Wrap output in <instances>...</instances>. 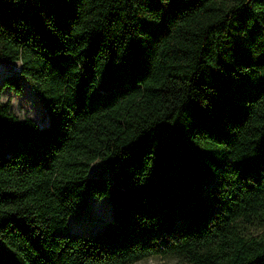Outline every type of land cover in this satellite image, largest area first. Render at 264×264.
Returning <instances> with one entry per match:
<instances>
[{
	"label": "trees",
	"instance_id": "obj_1",
	"mask_svg": "<svg viewBox=\"0 0 264 264\" xmlns=\"http://www.w3.org/2000/svg\"><path fill=\"white\" fill-rule=\"evenodd\" d=\"M0 60V264H264V0H0Z\"/></svg>",
	"mask_w": 264,
	"mask_h": 264
},
{
	"label": "rangeland",
	"instance_id": "obj_2",
	"mask_svg": "<svg viewBox=\"0 0 264 264\" xmlns=\"http://www.w3.org/2000/svg\"><path fill=\"white\" fill-rule=\"evenodd\" d=\"M16 60H0V79L4 75L17 71ZM18 92L6 86H0V104H7L9 110L18 118L29 117L38 125L45 122V113L38 97L31 90L28 82L20 79ZM96 162L91 164L93 169ZM110 216L109 200L105 196L90 195L79 217H67V234H95L100 232L102 222ZM125 264H183L180 258L172 254H150L141 259Z\"/></svg>",
	"mask_w": 264,
	"mask_h": 264
}]
</instances>
